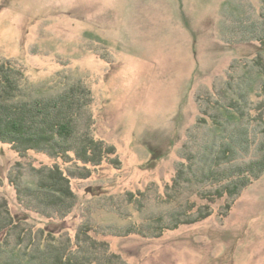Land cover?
I'll return each mask as SVG.
<instances>
[{
    "label": "rangeland",
    "instance_id": "rangeland-1",
    "mask_svg": "<svg viewBox=\"0 0 264 264\" xmlns=\"http://www.w3.org/2000/svg\"><path fill=\"white\" fill-rule=\"evenodd\" d=\"M263 15V0H0V60L24 73L18 99L86 87L90 104L78 134L115 148L92 165L74 153L21 154L0 142V262L34 255L45 243H65L81 256L86 228L108 244L98 252L105 261L264 264V173L238 196L212 203L207 219L151 234L161 212L187 201L195 210L208 202L201 191L220 187L193 181L174 203L161 199L179 171L223 158L235 127H247L250 152L234 147L222 167L261 158ZM51 170L68 179V211L25 196ZM138 192L146 193L141 203L130 199ZM131 224L148 235L125 234Z\"/></svg>",
    "mask_w": 264,
    "mask_h": 264
},
{
    "label": "trees",
    "instance_id": "trees-1",
    "mask_svg": "<svg viewBox=\"0 0 264 264\" xmlns=\"http://www.w3.org/2000/svg\"><path fill=\"white\" fill-rule=\"evenodd\" d=\"M260 40L264 46V37ZM258 62L261 64L262 73H264L262 57ZM23 76V71L17 68L11 60H0V142L12 144L14 149L21 154L30 150L58 157L74 153L77 160L92 165H99L104 157L115 153L114 146L96 140L86 132L78 134L79 120L84 116L87 105L90 104L91 95L86 87L79 84L72 85L71 88L57 95L19 100L21 94L19 77ZM236 108L243 118V110L240 107ZM231 133V143L223 145L225 147L222 157L229 158L230 155H233L236 146L244 153L249 154L250 139L247 127H235ZM260 152L263 153L261 158L259 157L244 166L230 164L223 168L221 165L223 158L218 154L207 169L196 167V164L193 163L189 167V174L184 170L179 171L172 184L167 186L166 198H161L162 202L170 204L177 201L184 192L185 184L193 181L202 184H219L220 187L215 190L201 191V198L209 203L207 202L195 210L193 208L196 204L187 201L180 207L161 212L155 219H152L154 232L151 229L148 231H152L150 233L153 236H160L165 230L176 229L182 225L195 224L207 219L212 214L211 204L217 199L225 195L238 196L253 180L262 176L264 173V141L260 144ZM42 179L41 182L39 181L40 183H36L35 188L26 187L25 196L33 197L32 195H34L37 200L39 199L41 205L52 206L64 212L68 211L72 206V200H70L72 192L67 177L59 173L58 170H54V172L51 170ZM19 188L20 185L17 187L18 192H20ZM129 195L131 201L141 203L146 193L138 192L140 197L133 193ZM230 208L231 205H226L222 215L226 216ZM109 229L112 228L109 227ZM3 232L4 230L2 231L0 228V236ZM145 232L143 226L135 224L124 228L125 234L148 235ZM78 239H82L85 245V249L82 248L83 255L81 256L76 255V252L69 249V245L65 243L55 247L45 243L34 248V255L24 254L25 258L11 256L1 261L0 264H125L119 256L115 255L111 257L105 255L107 261L104 259L103 261L98 252L100 250L106 253L108 244L92 239L86 228L80 231Z\"/></svg>",
    "mask_w": 264,
    "mask_h": 264
}]
</instances>
